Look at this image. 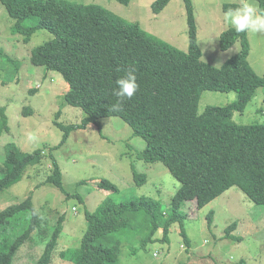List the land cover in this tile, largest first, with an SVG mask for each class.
Masks as SVG:
<instances>
[{"label":"trees","instance_id":"1","mask_svg":"<svg viewBox=\"0 0 264 264\" xmlns=\"http://www.w3.org/2000/svg\"><path fill=\"white\" fill-rule=\"evenodd\" d=\"M11 18L16 20L14 35H25V42L40 29L52 34V39L32 51L31 63L45 71H56L68 84L65 105L83 110L80 125L57 126L65 131L59 146L70 132L96 124L108 117L122 118L145 141L138 157L146 162L163 163L181 183L167 216L159 201L140 197L127 202L105 201L96 211L87 212L88 227L80 247L73 253V264H111L120 254V243H110L139 211L149 215V238L163 227L165 240L174 223L183 225L189 214L180 212L183 202L195 200L203 208L230 188L236 186L253 202L264 205V123L237 125L228 122L233 112H243L256 90L264 87V75L258 76L249 63L248 33L227 29L219 37V47L227 51L236 42L240 50L220 67L202 61L198 45L197 26L192 0H183L187 12L188 49L179 50L149 34L142 27L97 4H80L68 0H0ZM128 5L131 0H116ZM171 0H156L152 11L159 14ZM264 9V0H257ZM224 5V10L237 7ZM31 17L35 24L25 27ZM9 66L18 73L19 62L3 54L0 48V68ZM137 69L138 91L123 102L122 111L112 112L115 81L128 67ZM205 90L236 92L237 100L227 106H209L202 114L198 104ZM35 92V91H34ZM33 92V93H34ZM61 111L57 114L59 116ZM5 108L0 107V138L9 131ZM42 151L21 152L14 144L6 146L5 173L0 178V193L21 182L27 171L40 164ZM53 174L46 180L65 192L63 175L54 160ZM142 175L134 171L139 183ZM143 178V177H142ZM98 189L108 192L117 187L103 179ZM32 197L0 212V234L21 225L23 231L12 241L10 250L0 252V264H13L17 251L39 228L41 219L33 213ZM22 220V221H21ZM20 221V223H19ZM61 219L36 264H50L63 231ZM213 222L210 215L209 224ZM20 228V229H21ZM233 223L225 239L240 241L232 234ZM182 234L190 244L182 226ZM63 253V252H62ZM240 264H245L241 262Z\"/></svg>","mask_w":264,"mask_h":264},{"label":"rangeland","instance_id":"2","mask_svg":"<svg viewBox=\"0 0 264 264\" xmlns=\"http://www.w3.org/2000/svg\"><path fill=\"white\" fill-rule=\"evenodd\" d=\"M68 1L100 5L179 50L188 49L189 27L183 0H171L159 14L152 11L156 0H131L128 5L116 0ZM192 3L202 61L220 67L240 50L239 42L227 51L219 47L221 33L229 29L223 24L224 5L239 6L240 0H192ZM35 22L31 17L24 26L30 27ZM15 24L16 20L0 1V48L4 55L19 62L18 73L11 71L10 77L9 66L0 68V107L6 110L9 126V131L0 138V178L5 173L8 144L24 153L41 150L43 159L27 171L21 182L0 193V212L32 197L41 219L32 240L17 251L13 264H36L61 219L63 231L50 264H73L71 253L80 247L88 227L87 212L96 211L107 200L122 203L149 197L160 202L162 213L167 216L181 183L163 163L146 162L138 157L146 143L134 136L133 129L119 117L101 119V131L96 124L73 130L59 146L65 131L57 123L80 125L84 112L64 104L68 84L59 73L45 71L30 61L32 51L52 39V34L40 29L25 42V35L12 33ZM248 39L249 63L258 76H263L264 35L248 33ZM237 97L236 92L205 90L197 113L202 114L209 106H227ZM59 111L61 114L57 116ZM228 122L264 123V87L256 90L243 112H233ZM54 160L61 169L65 192L46 184L53 174ZM134 171L143 177L139 183ZM103 179L115 185L117 191L98 189V182ZM180 212L189 214V218L183 225L172 224L167 240L163 227L149 238V215L142 211L133 213L128 225L109 240L120 243L119 257L111 264H264V205L250 200L240 188H230L203 208H197L195 200L185 201ZM210 215H213L211 225ZM233 223L237 228L232 234L240 241L224 238ZM182 226L189 245L185 243ZM20 228L18 225L0 234V252L10 250L17 238L16 231L19 229L18 235L23 231Z\"/></svg>","mask_w":264,"mask_h":264},{"label":"clouds","instance_id":"3","mask_svg":"<svg viewBox=\"0 0 264 264\" xmlns=\"http://www.w3.org/2000/svg\"><path fill=\"white\" fill-rule=\"evenodd\" d=\"M223 24L226 28L234 29L236 33H253L264 35V9H261L257 0H240V4L234 8H228L223 12ZM123 71V76L116 79V88L113 95L117 98L115 104L111 105L112 112L122 111L123 102L131 99L138 91L137 69L128 67L117 69ZM36 214V210H33Z\"/></svg>","mask_w":264,"mask_h":264}]
</instances>
